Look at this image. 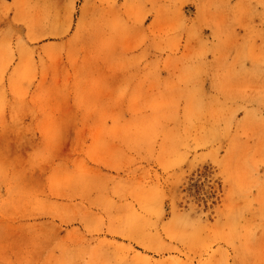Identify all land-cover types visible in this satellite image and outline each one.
Wrapping results in <instances>:
<instances>
[{
	"label": "rangeland",
	"instance_id": "obj_1",
	"mask_svg": "<svg viewBox=\"0 0 264 264\" xmlns=\"http://www.w3.org/2000/svg\"><path fill=\"white\" fill-rule=\"evenodd\" d=\"M0 264H264V0H0Z\"/></svg>",
	"mask_w": 264,
	"mask_h": 264
}]
</instances>
